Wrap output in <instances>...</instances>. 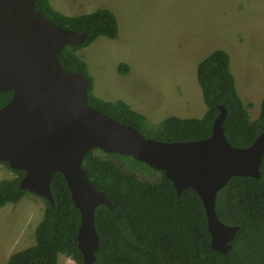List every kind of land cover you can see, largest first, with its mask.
<instances>
[{
  "label": "trees",
  "instance_id": "1",
  "mask_svg": "<svg viewBox=\"0 0 264 264\" xmlns=\"http://www.w3.org/2000/svg\"><path fill=\"white\" fill-rule=\"evenodd\" d=\"M35 9L59 26L86 34L84 44L61 50L60 63L89 81L90 105L134 127L145 137L165 142L207 139L222 107L227 111L222 128L232 146L247 148L264 132V99L259 118L251 121L248 108L238 95L226 51L216 50L198 65V83L207 107L205 116L202 119L171 117L156 129H148L145 117L132 111L126 103L105 102L94 96L87 64L77 54L100 37L118 38L115 14L100 8L91 14L66 17L55 12L49 0H37ZM119 71L126 75L129 67L122 64ZM12 97L11 91L0 93V108ZM112 157L125 156L95 150L83 160L92 183L112 203L111 208L103 205L96 212L100 246L92 264H264V158L260 179L234 177L217 195L218 219L239 228L230 242L231 250L224 254L212 247L206 212L195 190L187 189L179 195L161 172L158 184L141 181L111 161ZM14 172L21 178L24 176L23 172ZM2 186L6 189L2 192L0 207L18 203L28 194L20 188V180ZM51 188L55 206L46 208L44 220L36 229V244L14 254L8 264H58L61 255L77 264H87L77 241L81 215L62 174L55 176Z\"/></svg>",
  "mask_w": 264,
  "mask_h": 264
},
{
  "label": "water",
  "instance_id": "2",
  "mask_svg": "<svg viewBox=\"0 0 264 264\" xmlns=\"http://www.w3.org/2000/svg\"><path fill=\"white\" fill-rule=\"evenodd\" d=\"M37 0H0V93L13 92L0 108V162L23 171L20 188L54 205L52 182L63 175L80 212L78 247L92 264L100 246L96 212L112 207L90 180L83 159L91 151L129 156L162 171L180 195L195 190L204 206L214 250L228 253L239 231L218 219L217 195L234 177L260 178L264 132L248 148L226 139L222 107L212 135L200 141L165 142L145 138L88 102L89 82L65 69L64 47L86 41L78 33L48 20L35 9Z\"/></svg>",
  "mask_w": 264,
  "mask_h": 264
},
{
  "label": "rangeland",
  "instance_id": "3",
  "mask_svg": "<svg viewBox=\"0 0 264 264\" xmlns=\"http://www.w3.org/2000/svg\"><path fill=\"white\" fill-rule=\"evenodd\" d=\"M107 7L121 13L120 19L117 16L118 38L100 37L78 55L88 58L102 82L111 85L110 94L136 99L132 87H125L128 77H134L129 72L133 67L139 74L148 73L149 82L135 85L144 95L150 91L154 97V120L147 123L148 128H157L165 119L177 116L178 109L194 117L199 114V104L202 111L206 109L197 66L215 50L229 54L230 69L245 104L253 93L256 99L263 96L264 0H89L86 10ZM197 47L202 50L194 53ZM122 62L129 67V74H120ZM182 97L194 98L189 109L180 102ZM111 161L142 181L161 182L160 173L130 157H112ZM3 167L8 175L0 174V184L15 181L16 175ZM5 189L0 185V202ZM32 197L36 204L32 209L20 208L17 214L0 210V264H8L13 253L36 244L35 231L45 207L55 206ZM64 263L76 264L61 255L58 264Z\"/></svg>",
  "mask_w": 264,
  "mask_h": 264
},
{
  "label": "crops",
  "instance_id": "4",
  "mask_svg": "<svg viewBox=\"0 0 264 264\" xmlns=\"http://www.w3.org/2000/svg\"><path fill=\"white\" fill-rule=\"evenodd\" d=\"M49 2L55 11L59 12L60 14L65 15V16H68V17H77V16H80L83 14H89V13L96 11V10H91V11L86 10V8H88V5H89V0H49ZM106 9H109L111 12H113L116 15V17L118 16V18L120 19L121 13H120V15H118L116 10L108 8V7ZM97 10H98V8H97ZM201 50H202V47H197V48L193 49V52L195 53V52H198ZM83 59L85 60L86 64L88 65L89 73H90L91 77L93 78V81H94L93 93L96 97H98L104 101H107V102L124 101L134 111L144 115L148 122H150V120H154V97L152 96L151 92L145 91L147 95H144V93H142L140 90L135 89L136 84L140 83L142 85L144 82H149L146 80V78L148 77V73L144 75V73L142 71H140V74H139V73H137L136 70H134L133 67H132V70L129 72L134 77H130V78L128 77V79L126 80L127 82L125 83V87L128 89L130 87H132L133 94L136 95V99L133 97H130L126 94H110L109 90L111 89V85L110 84H104L102 82V80L99 77V74L97 72L95 73L93 71L88 58H83ZM197 68H198V66H197ZM180 81L183 82V79H180ZM238 94H239L241 100L243 101L244 105L248 108V112H249L251 120L252 121L256 120L260 115L261 104H262V101L264 99V94H263V96L256 99L254 96V93H253V95L250 97V100H248L247 104H245L240 92H238ZM172 100L173 99H170V103L172 102ZM137 102H139V103H137ZM180 102L182 104H184V106L186 108L189 109L191 104L194 102V98L182 97L180 99ZM258 106L260 107L259 109H258ZM158 109H160V108H158ZM158 109H155V110H158ZM198 111H199V114L197 115V117H194V116H189V114H184V113H182V111L180 109H178L177 112L179 114L175 117H179L182 119H193V118L199 119V118H202L206 113V109L204 111H202L201 104L198 105ZM0 174L8 175L5 171L2 170L1 166H0ZM9 205H7L6 207H4L0 210L8 209V210L15 212L17 214V211L20 208H21V210L26 208V207L29 209H32L33 207L36 206V204L33 202V198L30 197V195L25 196L16 205L11 204L12 207H8Z\"/></svg>",
  "mask_w": 264,
  "mask_h": 264
},
{
  "label": "clouds",
  "instance_id": "5",
  "mask_svg": "<svg viewBox=\"0 0 264 264\" xmlns=\"http://www.w3.org/2000/svg\"><path fill=\"white\" fill-rule=\"evenodd\" d=\"M37 2V1H36ZM50 3V2H49ZM36 4V3H35ZM51 5V4H50ZM52 7V6H51ZM53 8V7H52ZM100 9V8H99ZM54 10V9H53ZM97 10V9H96ZM109 10V9H108ZM55 11V10H54ZM55 12H57V11H55ZM57 13H59V12H57ZM60 14V13H59ZM89 14H91V13H89ZM61 15H63V14H61ZM83 15H86V14H83ZM65 16V15H64ZM80 16H82V15H80ZM116 16V15H115ZM66 17H68V16H66ZM77 17H79V16H77ZM49 20V19H48ZM118 20V19H117ZM54 23V22H53ZM80 34H82V33H80ZM99 39V38H98ZM97 39V40H98ZM94 43V42H93ZM84 44V43H83ZM82 45V44H81ZM91 45V44H90ZM80 46V45H79ZM84 48H87V46L86 47H83V48H81L80 50H82V49H84ZM79 50V51H80ZM78 51V52H79ZM78 54V53H77ZM212 54V53H211ZM82 59H83V57L81 56V55H79ZM207 58V57H206ZM84 60V59H83ZM85 61V60H84ZM202 62V61H201ZM122 64H123V62H122ZM197 70H198V68H197ZM71 72V71H70ZM88 72H89V70H88ZM73 73V72H72ZM121 74V73H120ZM233 74V73H232ZM79 75V74H78ZM89 76L91 77V75H90V73H89ZM234 76V75H233ZM85 78V77H84ZM92 78V77H91ZM235 78V77H234ZM197 80H198V78H197ZM89 82V81H88ZM92 83H93V89H94V81H93V78H92ZM235 83H236V80H235ZM201 88V87H200ZM236 89H237V87H236ZM88 91H89V89H88ZM202 91V90H201ZM4 92H6V91H4ZM237 92H238V90H237ZM2 93V92H1ZM13 93V92H12ZM94 94V93H93ZM239 95V94H238ZM95 96V95H94ZM96 97V96H95ZM202 97H203V94H202ZM240 97V96H239ZM13 98V97H12ZM98 98V97H97ZM100 99V98H99ZM12 100V99H11ZM102 100V99H101ZM203 100H204V98H203ZM104 101V100H103ZM88 102H89V99H88ZM105 102H107V101H105ZM116 102H118V101H116ZM122 102H124V101H122ZM243 102V101H242ZM111 103H115V102H111ZM125 103V102H124ZM205 103V102H204ZM90 104V103H89ZM127 104V103H126ZM244 104V103H243ZM7 105V104H6ZM128 105V104H127ZM206 105V104H205ZM262 105V104H261ZM92 106V105H91ZM129 106V105H128ZM93 107V106H92ZM130 107V106H129ZM246 107V106H245ZM131 108V107H130ZM132 109V108H131ZM132 111H134L133 109H132ZM134 112H136V111H134ZM206 112H207V107H206ZM136 113H138V112H136ZM138 114H140V113H138ZM206 114V113H205ZM260 114H261V111H260ZM140 115H142V114H140ZM143 117H145L144 115H142ZM205 116V115H204ZM203 116V117H204ZM250 116V115H249ZM260 116V115H259ZM175 117V116H174ZM202 117V118H203ZM169 118H171V117H169ZM169 118H167V119H169ZM177 118H179V117H177ZM202 118H199V119H202ZM259 118V117H258ZM257 118V119H258ZM145 119H146V117H145ZM167 119H165V120H167ZM180 119H182V118H180ZM193 119H196V118H193ZM251 119V118H250ZM256 119V120H257ZM164 120V121H165ZM256 120H254V121H256ZM163 121V122H164ZM252 121V120H251ZM121 123V122H120ZM147 123H149L148 121H147V119H146V122H145V125H146V127L148 128V124ZM124 124V123H123ZM223 124V123H222ZM127 125V124H126ZM161 125V124H160ZM159 125V126H160ZM134 128V127H133ZM148 129H156V128H148ZM137 130V129H136ZM213 133V132H212ZM225 133V132H224ZM262 134V133H261ZM260 134V135H261ZM143 135V134H142ZM259 135V136H260ZM144 136V135H143ZM258 136V137H259ZM145 137V136H144ZM145 138H147V137H145ZM147 139H152V138H147ZM227 139V138H226ZM203 140H205V139H203ZM197 141H200V140H197ZM229 142V141H228ZM254 143V142H253ZM252 143V144H253ZM251 146V145H250ZM249 146V147H250ZM234 147V146H233ZM235 148H238V147H235ZM248 148V147H247ZM244 149V148H243ZM93 151H95V150H93ZM96 151H102V150H100V149H96ZM103 153H105L104 151H102ZM90 153V152H89ZM96 153H101V152H96ZM105 154H109V153H105ZM115 155H117V154H115ZM119 156H121V155H119ZM127 157H129V156H127ZM130 158H132V157H130ZM264 158V157H263ZM132 159H134V158H132ZM84 160V159H83ZM134 161H137V160H135L134 159ZM262 161H263V159H262ZM138 162V161H137ZM139 163H141V162H139ZM142 164H144V163H142ZM83 165V164H82ZM144 165H146V164H144ZM261 165H262V163H261ZM261 165H260V169H261ZM0 166L2 167V168H4L3 166H5L7 169H9L13 174H15L16 176V178H15V181L16 180H22L23 178H24V176H25V173L23 172V171H19V172H23L24 173V176L21 178L18 174H16L14 171L15 170H12L10 167H9V165L7 164V163H2V162H0ZM146 166H148V165H146ZM149 167V166H148ZM84 168V167H83ZM151 168V167H150ZM85 169V168H84ZM259 169V171H260V175H261V170ZM154 170V169H153ZM154 172H157V173H159V172H161L162 174H164L162 171H157V170H155ZM7 173V172H6ZM8 174V173H7ZM243 178H252V177H243ZM254 179H256V178H254ZM260 179V178H259ZM140 180V179H139ZM231 180V179H230ZM142 181V180H141ZM11 182H14V181H11ZM6 183H10V182H6ZM229 183V182H228ZM4 184V183H3ZM0 185H2V184H0ZM222 190V189H221ZM220 190V191H221ZM101 191V190H100ZM219 191V192H220ZM28 192V194H26V195H24V197L25 196H27V195H30V197H32V196H36V197H38V198H41L42 199V197H39L38 195H36V194H34V193H32V192H29V191H27ZM53 193V192H52ZM23 197V198H24ZM54 197V196H53ZM22 198V199H23ZM32 198H35V197H32ZM21 199V200H22ZM20 200V201H21ZM55 200V199H54ZM19 201V202H20ZM18 202V203H19ZM18 203H8V204H5L4 206H2L0 209H2V208H4V207H6L7 205H9V206H11V204H13V205H16V204H18ZM44 203H46V205L47 204H50V203H48V201L46 200V201H44ZM45 212H46V207H45V211H44V216H45ZM207 217V216H206ZM43 220H44V218H43ZM42 220V221H43ZM208 222V221H207ZM40 224V223H39ZM38 227V226H37ZM234 227V226H233ZM37 229V228H36ZM209 231V230H208ZM35 233H36V231H35ZM211 236V235H210ZM29 249V248H28ZM27 250V249H26ZM24 251V250H23ZM21 252V251H20ZM16 253H18V252H15V253H13L11 256H10V258L14 255V254H16ZM10 258H9V260H10ZM9 260H8V263H9ZM77 264V263H76Z\"/></svg>",
  "mask_w": 264,
  "mask_h": 264
},
{
  "label": "flooded vegetation",
  "instance_id": "6",
  "mask_svg": "<svg viewBox=\"0 0 264 264\" xmlns=\"http://www.w3.org/2000/svg\"><path fill=\"white\" fill-rule=\"evenodd\" d=\"M42 199H43V201H46L47 200L46 198H43V197H42Z\"/></svg>",
  "mask_w": 264,
  "mask_h": 264
}]
</instances>
